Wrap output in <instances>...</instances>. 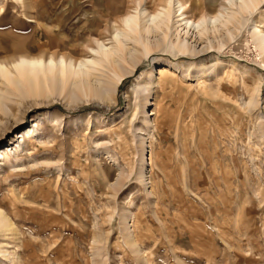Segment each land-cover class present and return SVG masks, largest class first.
I'll list each match as a JSON object with an SVG mask.
<instances>
[{
    "label": "rangeland",
    "instance_id": "1",
    "mask_svg": "<svg viewBox=\"0 0 264 264\" xmlns=\"http://www.w3.org/2000/svg\"><path fill=\"white\" fill-rule=\"evenodd\" d=\"M181 1L195 20L223 3ZM164 2L0 0V63L90 58ZM247 19L221 53L183 55L173 29L106 100L0 71V264H264V2Z\"/></svg>",
    "mask_w": 264,
    "mask_h": 264
},
{
    "label": "bare ground",
    "instance_id": "2",
    "mask_svg": "<svg viewBox=\"0 0 264 264\" xmlns=\"http://www.w3.org/2000/svg\"><path fill=\"white\" fill-rule=\"evenodd\" d=\"M222 2L216 14L213 12V15H206L198 20L188 18L187 6L181 0L164 2L166 6L154 14H150L146 8L141 7L134 13L127 14L122 18L123 20H118L122 22V30L116 29L114 36L116 46H109L97 39L95 40L97 48H89L93 55L90 58L78 60L62 56L56 62L54 58L45 60L21 57L10 66L0 63L2 72L0 73L6 83L14 86L22 94H25L26 87L34 93L35 90L42 89L46 85L49 87L55 85L74 100L78 97L91 101L106 100L109 93H115L118 86L137 71L141 65L142 54L145 57L153 52L151 50L155 51L154 48L157 46L161 47L163 44H160L161 42L171 39L170 33L173 29L175 39L171 44L183 55L196 56L209 49H213L212 52L221 53L226 42L235 38L243 24L249 21L247 18L255 15L264 0H223ZM251 24L253 44L257 45L259 54L264 59V31L256 26L253 20ZM152 38L155 40V46L152 45ZM212 40H217V43L214 45ZM201 42L206 46L199 50ZM261 63V68L264 70V60ZM13 69L18 72V75L13 72ZM151 114L154 115V113ZM37 127V125L28 127L23 131L21 138L24 140L31 137L35 134ZM146 151V148H143V154ZM3 154L4 152L0 154V157L4 158ZM145 161L146 157L143 155V163ZM140 174L139 180L144 184L146 181L144 166ZM12 227L13 224L0 210V230L2 228L9 230Z\"/></svg>",
    "mask_w": 264,
    "mask_h": 264
},
{
    "label": "trees",
    "instance_id": "3",
    "mask_svg": "<svg viewBox=\"0 0 264 264\" xmlns=\"http://www.w3.org/2000/svg\"><path fill=\"white\" fill-rule=\"evenodd\" d=\"M139 69V68H138ZM139 71H140V69H139ZM138 72V71H137ZM125 82H129V79L127 78V79H125ZM125 82H124V84H125Z\"/></svg>",
    "mask_w": 264,
    "mask_h": 264
}]
</instances>
